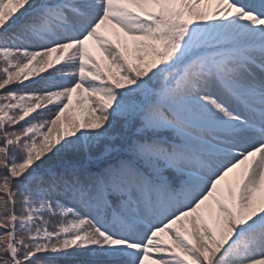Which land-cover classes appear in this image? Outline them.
I'll list each match as a JSON object with an SVG mask.
<instances>
[{"label": "snow or ice", "instance_id": "6c2138e0", "mask_svg": "<svg viewBox=\"0 0 264 264\" xmlns=\"http://www.w3.org/2000/svg\"><path fill=\"white\" fill-rule=\"evenodd\" d=\"M0 264H264V0H0Z\"/></svg>", "mask_w": 264, "mask_h": 264}, {"label": "rangeland", "instance_id": "374dc122", "mask_svg": "<svg viewBox=\"0 0 264 264\" xmlns=\"http://www.w3.org/2000/svg\"><path fill=\"white\" fill-rule=\"evenodd\" d=\"M95 49V48H94ZM94 49H92V51H94Z\"/></svg>", "mask_w": 264, "mask_h": 264}, {"label": "trees", "instance_id": "16d2710c", "mask_svg": "<svg viewBox=\"0 0 264 264\" xmlns=\"http://www.w3.org/2000/svg\"><path fill=\"white\" fill-rule=\"evenodd\" d=\"M95 54H96V50H95Z\"/></svg>", "mask_w": 264, "mask_h": 264}]
</instances>
